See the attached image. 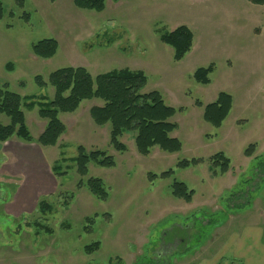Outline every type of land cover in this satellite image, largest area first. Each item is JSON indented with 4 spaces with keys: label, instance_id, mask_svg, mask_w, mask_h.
<instances>
[{
    "label": "rangeland",
    "instance_id": "1",
    "mask_svg": "<svg viewBox=\"0 0 264 264\" xmlns=\"http://www.w3.org/2000/svg\"><path fill=\"white\" fill-rule=\"evenodd\" d=\"M0 2V87L52 100L54 89L38 87L35 76L47 81L67 67H83L92 77L129 69L146 76L142 92L157 91L166 105L182 109L170 119L177 125L171 137L182 145L176 153L154 147L139 155L135 132L124 133L125 150L116 151L110 125L98 127L90 116L93 106L103 105L99 99L58 115L65 132L55 146L15 136L0 143V264H240L232 240L250 228L264 233V4L105 0L104 10L95 12L76 8L73 0H23L22 7L19 0ZM180 26L191 31L193 43L176 62L160 36ZM43 39L58 44L47 60L31 52ZM7 63L12 70H5ZM210 65V83L198 84L194 72ZM219 93L230 95L232 105L215 128L203 114ZM37 110L22 105L35 140L46 125ZM8 123L0 114V124ZM79 147L105 153L114 166L91 161L80 175ZM216 153L230 161L222 175L210 167ZM185 159L202 162L178 168ZM167 171L171 176L160 178ZM90 179L100 180L105 199L90 192ZM173 181L193 191L189 203L172 196ZM43 201L50 212L40 211ZM94 242L98 249L88 253Z\"/></svg>",
    "mask_w": 264,
    "mask_h": 264
},
{
    "label": "trees",
    "instance_id": "2",
    "mask_svg": "<svg viewBox=\"0 0 264 264\" xmlns=\"http://www.w3.org/2000/svg\"><path fill=\"white\" fill-rule=\"evenodd\" d=\"M111 1L118 2L120 0ZM251 1L258 5L264 4V0ZM73 4L80 10L95 12H102L105 8V0H73ZM19 5L22 7L23 0H19ZM2 14L3 8L0 2V19ZM160 40L173 49V59L178 62L190 52L193 35L187 27L180 26L170 33L161 35ZM57 49L58 44L54 39H43L32 45L31 52L36 58L47 60L56 54ZM12 69L11 63L5 65V70ZM212 70V65L197 69L193 77L198 84L208 85L210 83L209 74ZM34 82L40 88L49 84L54 89L52 100L43 96L21 97L10 91L8 84L0 87V114L9 119L8 124H0V143H5L15 136L27 143L36 142L43 147L55 146L65 132V126L59 120L58 115L75 112L83 101L99 99L103 105L93 106L89 111L90 116L98 127L110 125L109 143L116 151L125 150V146L119 142V138L128 132H135V147L141 156L149 155L150 150L154 147L165 153H176L182 148L181 142L177 138L171 137V133L177 129V125L170 121L176 112H180L182 109L166 105L161 94L157 91L142 92L147 78L141 71L121 69L92 77L83 67H67L50 73L47 81L37 75L34 77ZM19 85L23 87V81ZM196 104L201 106L199 102ZM22 105L28 110L37 108L38 116L46 121L42 133L36 140L32 138L26 126ZM231 105V96L219 93L215 101L204 107V121L219 128L227 117ZM254 146V144L249 145L244 154L250 156ZM78 151L79 154L75 162L77 172L82 176L86 174L87 165L91 161L105 168L114 166L113 158L99 150L87 154L82 147H79ZM209 161L214 175L216 170L221 175L229 170L230 161L223 153L212 155ZM200 162H202L200 159H185L180 161L177 166L178 168H187L198 165ZM52 170L57 174L60 168L55 165ZM171 174L172 171L163 172L160 178L169 177ZM155 178V175L149 174V180ZM88 186L94 196L101 199L106 198L107 193L100 180L90 179ZM193 194V191L189 190L184 183L173 181L172 196L176 199L189 203ZM51 210V206L44 201L40 203L42 213ZM98 247L99 242H94L86 247V251L91 253Z\"/></svg>",
    "mask_w": 264,
    "mask_h": 264
},
{
    "label": "crops",
    "instance_id": "3",
    "mask_svg": "<svg viewBox=\"0 0 264 264\" xmlns=\"http://www.w3.org/2000/svg\"><path fill=\"white\" fill-rule=\"evenodd\" d=\"M234 245L236 250L233 259L240 261V264H264V233L261 229H246L239 241L233 239L229 247Z\"/></svg>",
    "mask_w": 264,
    "mask_h": 264
}]
</instances>
